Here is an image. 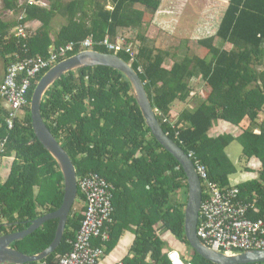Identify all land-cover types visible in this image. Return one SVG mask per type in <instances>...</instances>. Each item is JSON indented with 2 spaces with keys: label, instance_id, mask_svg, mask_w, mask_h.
<instances>
[{
  "label": "trees",
  "instance_id": "1",
  "mask_svg": "<svg viewBox=\"0 0 264 264\" xmlns=\"http://www.w3.org/2000/svg\"><path fill=\"white\" fill-rule=\"evenodd\" d=\"M162 1L0 0V84L18 60L56 54L59 62L87 49L83 42L92 38L93 49L117 53L139 72L164 130L207 166L211 179L227 186L237 173L226 151L233 141L243 145L246 158L262 161L260 180L239 186L241 197L254 204L249 217L264 219V0H229L216 34L197 40L205 52L185 53L170 65L169 54L158 52L145 35ZM122 28L137 29L141 44L129 38L121 44ZM216 37L229 47L216 45ZM49 68L31 77L27 102L15 110L12 128L7 122L12 108L0 94V171L3 163L8 171L5 181L0 176V234L24 230L63 203L64 176L32 125V94ZM178 103L184 107L176 109ZM42 115L78 177L100 174L112 185L110 238L95 239V246L107 254L134 229L132 255L122 259L124 264H172L168 250L173 248L185 262L215 264L186 237V172L152 134L124 73L99 65L63 75L47 91ZM220 120L240 132L212 134ZM245 120L249 125L241 126ZM87 207L79 186L62 242L42 262L59 264L72 250ZM58 222H45L13 246L29 254L44 250Z\"/></svg>",
  "mask_w": 264,
  "mask_h": 264
},
{
  "label": "water",
  "instance_id": "2",
  "mask_svg": "<svg viewBox=\"0 0 264 264\" xmlns=\"http://www.w3.org/2000/svg\"><path fill=\"white\" fill-rule=\"evenodd\" d=\"M110 66L118 69L129 79L133 94L140 106L147 126L161 145L172 153L182 165L188 179V199L185 208L186 237L191 247L204 258L215 264H252L264 262V249H252L238 252H223L206 245L198 235L203 188L196 165L189 154L164 130L145 83L133 65L117 53L85 49L69 56L50 67L38 81L31 99L32 125L36 136L58 163L64 176V199L55 211L48 212L31 222L24 230L0 234V264H25L39 262L54 253L62 242L68 218L79 193L78 174L75 164L56 138L42 115V103L47 91L63 75L85 67ZM59 219L56 235L52 243L44 250L29 254L13 246L15 241L25 239L33 234L45 222Z\"/></svg>",
  "mask_w": 264,
  "mask_h": 264
},
{
  "label": "built area",
  "instance_id": "3",
  "mask_svg": "<svg viewBox=\"0 0 264 264\" xmlns=\"http://www.w3.org/2000/svg\"><path fill=\"white\" fill-rule=\"evenodd\" d=\"M20 31L23 32V28ZM83 46L93 49V39H86ZM110 47L114 48L113 45ZM116 49H120L119 46ZM57 61V55L53 54L49 59L32 57L11 64L6 78L0 84V94L7 99L12 108L11 118L7 120L10 128L13 127V120L16 117L15 110H20L27 102L26 93L31 85V77L38 75L45 67H52ZM188 154L193 159V154ZM194 163L203 188L197 229L201 240L213 249L228 253L264 249V219L255 220L248 216L249 209L251 206L254 207V204L239 200L241 192L239 186L220 185L211 179L205 164L200 161ZM78 185L87 196L88 207L84 212V219L77 231L72 250L61 257L59 264H98L104 257L105 250L103 247L95 246L94 240L110 238L109 226L106 225L113 221L112 185L103 176L94 173L78 177ZM168 256L174 264H192L183 260L178 249H170ZM39 264L46 262L40 261Z\"/></svg>",
  "mask_w": 264,
  "mask_h": 264
},
{
  "label": "rangeland",
  "instance_id": "4",
  "mask_svg": "<svg viewBox=\"0 0 264 264\" xmlns=\"http://www.w3.org/2000/svg\"><path fill=\"white\" fill-rule=\"evenodd\" d=\"M228 1L163 0L154 22L145 30V35L158 52L163 51L169 54L167 65L172 64L174 60H180L185 53L203 54L205 48L199 45L197 40L216 34ZM139 7L142 6L139 5ZM119 37H121V44L127 38L132 39L135 44H141L137 29L122 28L119 30ZM215 44L223 45L222 40L218 37L215 39ZM224 45L229 47V44ZM182 107H184L183 104H177V108ZM226 151L236 166L245 158L243 145L239 141H233ZM238 165V168H241L240 164ZM235 174L237 177L240 173ZM235 174L231 175L232 182L236 178ZM187 199L188 197L185 195L184 200L187 201ZM78 207H81L80 203H78ZM165 236L169 237V234L166 233ZM170 239L181 247L182 243L177 244L174 238Z\"/></svg>",
  "mask_w": 264,
  "mask_h": 264
},
{
  "label": "crops",
  "instance_id": "5",
  "mask_svg": "<svg viewBox=\"0 0 264 264\" xmlns=\"http://www.w3.org/2000/svg\"><path fill=\"white\" fill-rule=\"evenodd\" d=\"M199 90V89H197ZM194 93H196V91H194ZM184 106V104H183ZM183 108V107H182ZM177 109V107H176ZM264 115V113H263ZM250 123L249 120H245L243 121V123H241V126H248ZM214 131V132H213ZM238 133L240 132V129H235L233 127H227L225 122L223 121H218L215 123L211 133L212 134H219V133ZM255 132L259 133V129H256ZM238 164H240L241 168H238ZM237 164V173H240L239 176L236 177L237 174H235V179L234 182L231 181L230 185H237L239 186L240 184H245L251 181H255L256 179L260 180V170L262 168V161L256 157H250V158H244V160L240 163ZM0 176L2 178L3 181L6 180L7 176H8V171H7V166L6 164L3 163V167L0 171ZM240 187V186H239ZM241 189V188H240ZM254 195H256V192L253 193ZM239 200L245 203H248L249 201H247L245 198L241 197V192L239 195ZM251 203V202H249ZM253 208L252 206L250 207V209ZM249 209V211H250ZM249 216V213H248ZM134 226V225H133ZM136 238V235L134 233V229L133 230H126L125 233L121 236L118 244L116 245V247H114L109 253L105 254L104 257L100 260V262L98 264H118L122 261V259H124L125 257H127L128 255H132L131 254V247L134 243V240Z\"/></svg>",
  "mask_w": 264,
  "mask_h": 264
},
{
  "label": "clouds",
  "instance_id": "6",
  "mask_svg": "<svg viewBox=\"0 0 264 264\" xmlns=\"http://www.w3.org/2000/svg\"><path fill=\"white\" fill-rule=\"evenodd\" d=\"M169 250H170V249H169ZM169 250H168V251H169ZM39 262H40V261H39ZM171 262H172V260H171ZM188 263H189V261H188ZM191 263H192V262H191ZM172 264H174V263L172 262Z\"/></svg>",
  "mask_w": 264,
  "mask_h": 264
}]
</instances>
